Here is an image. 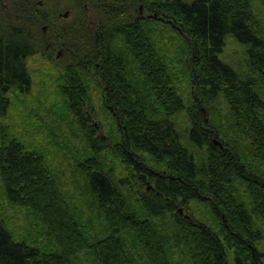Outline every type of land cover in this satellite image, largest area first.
<instances>
[{
  "label": "trees",
  "instance_id": "trees-1",
  "mask_svg": "<svg viewBox=\"0 0 264 264\" xmlns=\"http://www.w3.org/2000/svg\"><path fill=\"white\" fill-rule=\"evenodd\" d=\"M135 3L0 0V114L11 106L13 88L31 90L28 58L48 41L42 26L69 7L76 12V23L56 33L62 30L64 42L95 67L117 129L113 138L92 122L93 104L78 71L84 64L69 63L61 91L86 134L91 155L82 163V173L109 233L90 242L45 156L12 139L0 147L6 195L40 217L53 248L16 239L0 219V264H76L85 250L97 264H137L126 239L147 264H178V253L189 264H264L258 247L263 232L255 220L264 223V177L251 159L264 161V26L251 0L154 3L157 18L178 29L185 40L190 77L201 99L188 107L157 48L154 27L135 15ZM89 6L99 14L92 29L85 25ZM228 34L248 47L253 76L242 78L220 58ZM118 36L131 48L137 71L113 49ZM220 94L228 100L233 130L204 116L201 102ZM183 110L192 121L190 140L206 147L202 163L173 120ZM221 130L225 140L217 139ZM110 146L125 164L121 185L128 194L119 190L99 158ZM240 182L248 200L239 191ZM193 201L210 206L218 228L195 216ZM156 218L168 222L158 224Z\"/></svg>",
  "mask_w": 264,
  "mask_h": 264
},
{
  "label": "rangeland",
  "instance_id": "rangeland-1",
  "mask_svg": "<svg viewBox=\"0 0 264 264\" xmlns=\"http://www.w3.org/2000/svg\"><path fill=\"white\" fill-rule=\"evenodd\" d=\"M164 1L167 0H136L132 9L136 16L145 18L147 23L154 27L157 48L170 71L175 74V85L186 106L189 107L200 102L201 99L190 77L188 68L190 58L185 49L184 38L181 37L178 29H173L167 21L158 19V14L154 11V3ZM251 2L257 19L264 26V0H251ZM58 15V19L42 26L44 36L48 38L44 48L28 58V67L32 76L31 90L21 92L13 88L9 93L11 106L6 113L0 114V147L8 144L12 139H17L29 150L45 156L66 198L77 212L90 242H93L106 236L109 228L105 217L93 201V195L82 173V163L91 155L85 138L86 134L70 108L66 96L61 91L65 84V68L69 63L84 64L82 68L78 67V71L93 104L92 122L104 134L115 138L116 121L106 104L107 88L98 78L95 67L82 58V52L64 42L62 30L56 33L61 26L69 27L76 23V12L69 7H62ZM98 17V11L89 6L86 27L92 29ZM112 47L124 55L129 64H132L134 71H137L138 66L132 50L121 36L114 38ZM247 50L246 45L232 34H228L223 51L219 56L233 66L242 78H247L253 76ZM260 92L262 95V90ZM201 103L204 116L211 120V124L225 123L223 128L226 129L228 126V129L233 130L229 120V103L225 96L220 94L218 97ZM173 120L184 143L195 153L198 162L202 163L205 160L206 147L199 148L190 140L189 130L192 121L188 112L183 110L177 113ZM218 136L215 135V138L225 140L224 131L221 130ZM99 158L119 190L128 194L127 188L121 185V179L127 176L126 167L113 147L110 146L103 151ZM250 158L251 156H248L249 161L251 159L255 161L252 165L264 177V161ZM149 163L154 164L151 160ZM237 185L244 199L248 200L247 194L243 192V184L240 182ZM190 209L197 218L218 228L212 210L206 202L193 201ZM0 219L5 221L16 239H25L43 249L52 250L53 244L40 217L35 215L31 208L12 203L8 199L1 175ZM155 220L158 224L165 223L166 225L168 222V218H156ZM255 220L263 232L258 247L264 253V223L258 217H255ZM126 247L131 251L137 264H147L129 239H126ZM175 260L178 264H189L181 253L176 255ZM76 264H97V262L92 253L85 250L78 254Z\"/></svg>",
  "mask_w": 264,
  "mask_h": 264
},
{
  "label": "water",
  "instance_id": "water-1",
  "mask_svg": "<svg viewBox=\"0 0 264 264\" xmlns=\"http://www.w3.org/2000/svg\"><path fill=\"white\" fill-rule=\"evenodd\" d=\"M218 142V141H217Z\"/></svg>",
  "mask_w": 264,
  "mask_h": 264
}]
</instances>
